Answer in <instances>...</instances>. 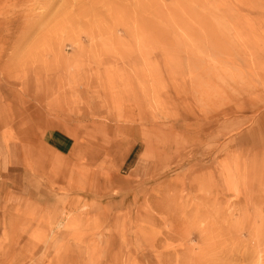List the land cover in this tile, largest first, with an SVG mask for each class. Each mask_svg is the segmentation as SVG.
<instances>
[{
    "label": "rangeland",
    "instance_id": "obj_1",
    "mask_svg": "<svg viewBox=\"0 0 264 264\" xmlns=\"http://www.w3.org/2000/svg\"><path fill=\"white\" fill-rule=\"evenodd\" d=\"M1 151L0 264H264V0H0Z\"/></svg>",
    "mask_w": 264,
    "mask_h": 264
},
{
    "label": "crops",
    "instance_id": "obj_2",
    "mask_svg": "<svg viewBox=\"0 0 264 264\" xmlns=\"http://www.w3.org/2000/svg\"><path fill=\"white\" fill-rule=\"evenodd\" d=\"M7 156L4 151L0 152V200L3 193L19 199H31L34 196L31 176L20 165L12 164V157ZM139 166L144 167L143 164Z\"/></svg>",
    "mask_w": 264,
    "mask_h": 264
},
{
    "label": "bare ground",
    "instance_id": "obj_3",
    "mask_svg": "<svg viewBox=\"0 0 264 264\" xmlns=\"http://www.w3.org/2000/svg\"><path fill=\"white\" fill-rule=\"evenodd\" d=\"M4 6V5H3ZM10 6V5H9ZM12 6V5H11ZM17 6V5H16ZM30 6V5H29ZM152 6H154V5H152ZM141 7V6H140ZM140 7H139V9H140ZM10 8V7H9ZM15 8V7H14ZM16 9H17V7H16ZM145 9V8H144ZM5 10V9H4ZM141 10V9H140ZM143 10V9H142ZM15 11V10H14ZM27 11V10H26ZM5 12H6V10H5ZM8 12V11H7ZM28 12V11H27ZM137 12V11H136ZM139 12V11H138ZM2 13H3V11H2ZM142 13H143V11H142ZM11 14H13V13H11ZM17 14V13H16ZM136 15H137V13H135ZM167 14V13H166ZM169 14V13H168ZM167 14V15H168ZM140 15H141V11H140ZM139 15V16H140ZM5 15H3V17H4ZM42 16V15H41ZM146 16V15H145ZM17 17H18V15H17ZM37 17V16H36ZM43 17H45V16H43ZM42 17V18H43ZM206 17V16H205ZM7 18V17H6ZM14 18V17H13ZM32 18V17H31ZM42 18H40V19H42ZM5 19V18H4ZM10 18L8 17V20H9ZM18 19V18H17ZM5 20H7V19H5ZM38 21V20H37ZM7 23V22H6ZM22 24V23H21ZM164 24V23H163ZM172 24H174V23H172ZM2 26H3V24H2ZM4 27H5V24H4ZM7 27V26H6ZM21 27V26H20ZM143 27V26H142ZM13 28V27H12ZM15 28H16V26H15ZM140 28V27H139ZM10 29V28H9ZM14 29V28H13ZM21 29V28H20ZM143 29H145V28H143ZM12 30V29H11ZM139 30V29H138ZM171 30V29H170ZM141 36V35H140ZM11 44V43H10ZM142 45V44H141ZM229 228V227H228ZM223 232V231H222ZM249 232V231H248ZM172 233V232H171ZM230 235V234H229ZM205 241V240H204Z\"/></svg>",
    "mask_w": 264,
    "mask_h": 264
}]
</instances>
